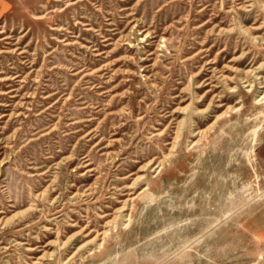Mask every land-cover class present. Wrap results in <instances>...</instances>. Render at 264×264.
<instances>
[{"label":"rangeland","instance_id":"obj_1","mask_svg":"<svg viewBox=\"0 0 264 264\" xmlns=\"http://www.w3.org/2000/svg\"><path fill=\"white\" fill-rule=\"evenodd\" d=\"M260 76L264 0H0V264H264Z\"/></svg>","mask_w":264,"mask_h":264},{"label":"bare ground","instance_id":"obj_2","mask_svg":"<svg viewBox=\"0 0 264 264\" xmlns=\"http://www.w3.org/2000/svg\"><path fill=\"white\" fill-rule=\"evenodd\" d=\"M251 2V1H250ZM37 14V13H36ZM110 25V24H109ZM103 31V30H102ZM257 34V33H256ZM257 38V37H256ZM83 39V38H82ZM109 47V46H108ZM247 59V58H246ZM263 61V60H262ZM97 65V64H96ZM243 65V64H242ZM247 67H248V65H247ZM250 68V67H249ZM255 69V68H254ZM259 76V75H258ZM261 78H262V80L260 81V83L262 84V86L264 87V76H260ZM247 82L249 81V80H246ZM227 82V81H226ZM254 82V81H253ZM206 84H208V83H206ZM247 85H251V86H253V84H251L250 83V81H249V83L247 84ZM229 86V85H228ZM237 86V85H236ZM203 90V89H202ZM208 92L210 91V89H208L207 90ZM263 93H264V91H263ZM224 96V95H223ZM262 97H264V95L262 96ZM258 99V98H257ZM209 106V105H208ZM230 107V106H229ZM182 108V107H181ZM184 109H185V107H184ZM226 109V108H225ZM187 110V109H186ZM8 111V110H7ZM207 114V113H206ZM249 117V116H248ZM217 118V117H216ZM206 119V118H205ZM216 120V119H215ZM183 123V122H182ZM213 123H215V122H213ZM213 123H211V124H213ZM183 126V125H182ZM193 126V125H192ZM210 126V125H209ZM206 128V127H205ZM204 128V129H205ZM181 128H179V130H180ZM212 129V128H211ZM181 131V130H180ZM179 131V132H180ZM205 131V130H204ZM209 131V130H208ZM195 132V131H194ZM203 133V132H202ZM179 134V133H178ZM177 134V135H178ZM199 135V134H198ZM198 137V136H197ZM175 139H176V137H175ZM178 139H176V141H177ZM194 140V139H193ZM196 141H197V139H196ZM195 142V141H194ZM173 148H174V146H173ZM169 154V153H168ZM163 156V155H162ZM153 161V160H152ZM2 162V161H1ZM150 162V161H149ZM158 162V161H157ZM163 164H164V161H160L159 162V164H158V166L157 167H163ZM155 165V164H154ZM156 165H157V163H156ZM146 167V166H145ZM158 170V169H157ZM156 170V171H157ZM146 172V171H145ZM156 173V172H155ZM144 174V173H143ZM134 175V174H133ZM55 178V177H54ZM135 188V187H134ZM143 189V188H142ZM148 186H146L144 189H143V191H147V193L145 194V197H150V196H153V193H151V192H149L148 191ZM43 191V190H42ZM37 193V192H36ZM43 193V192H42ZM260 193V192H259ZM114 194V193H113ZM37 195V194H36ZM124 195H126V194H124ZM133 198V197H132ZM52 201V200H51ZM133 203V202H132ZM126 204V203H125ZM106 212V211H105ZM119 213V212H118ZM127 214V213H126ZM127 216V215H126ZM125 216V217H126ZM110 217V216H109ZM116 217V216H115ZM118 217V216H117ZM116 217V218H117ZM116 220H114V222H115ZM115 224V223H114ZM3 224H1V226H2ZM108 225V224H107ZM106 225V226H107ZM114 227H116V226H114ZM85 233V232H84ZM107 233H108V230L106 229V230H104L103 232H101V234L102 235H104V237L107 235ZM54 242V241H53ZM81 246V245H80ZM79 247V246H78ZM100 248V247H99ZM94 250V249H93ZM89 251H91V250H89ZM54 253V252H53ZM86 254V253H85Z\"/></svg>","mask_w":264,"mask_h":264}]
</instances>
